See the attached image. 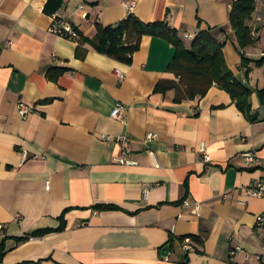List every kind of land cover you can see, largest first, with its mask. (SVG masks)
<instances>
[{
	"label": "crops",
	"instance_id": "1",
	"mask_svg": "<svg viewBox=\"0 0 264 264\" xmlns=\"http://www.w3.org/2000/svg\"><path fill=\"white\" fill-rule=\"evenodd\" d=\"M48 1L0 0V264H261L264 198L247 191L264 183V70L254 64L264 56V0H254L257 37L243 50L230 24L238 0H63L53 16ZM129 16L164 23L186 49L210 30L258 121L217 86L176 103L167 89L179 82L168 71L175 48L162 38L144 36L126 65L51 32L61 21L93 39L97 23ZM20 103L32 108L25 119ZM118 103L125 113L114 120ZM102 135L125 136L134 165L120 164L121 143ZM246 153L258 161L248 166ZM237 246L245 254L231 260Z\"/></svg>",
	"mask_w": 264,
	"mask_h": 264
},
{
	"label": "trees",
	"instance_id": "2",
	"mask_svg": "<svg viewBox=\"0 0 264 264\" xmlns=\"http://www.w3.org/2000/svg\"><path fill=\"white\" fill-rule=\"evenodd\" d=\"M63 5V0H49L44 8V13L53 16ZM255 12L254 0H238L233 3L230 13V24L235 32L238 46L243 50L252 46L256 40L251 36V28L248 23ZM144 36L158 37L170 42L175 48L172 62L168 71L174 74L179 82L170 83L167 89L176 92L175 102L194 100L204 97L208 91L217 86L228 93L245 118L255 123L257 115L252 114L250 98L252 92L239 82L226 65L223 48L211 34L210 30L200 32L193 40L191 47L186 49L178 39L177 34L170 30L164 23L144 24L134 16H129L113 27H103L96 24V34L93 39H87L78 34V47L91 45L99 54L126 65L131 64L132 55L140 48ZM248 60L243 59L242 65H249ZM258 68L264 70V56L255 61ZM62 74V71H58ZM161 90V85L156 89ZM166 90V89H164ZM260 104L264 106V87L257 93ZM98 209L114 210L113 206H97ZM64 225L57 232L63 231ZM3 250L0 249V261Z\"/></svg>",
	"mask_w": 264,
	"mask_h": 264
},
{
	"label": "built area",
	"instance_id": "3",
	"mask_svg": "<svg viewBox=\"0 0 264 264\" xmlns=\"http://www.w3.org/2000/svg\"><path fill=\"white\" fill-rule=\"evenodd\" d=\"M256 21L258 23H262L264 24V18L258 16L256 18ZM51 32L53 34H55L56 36L62 37V38H66L68 40H76L78 39V32L72 28L70 25L61 22V21H55L52 28H51ZM251 36L253 38L257 37V34L255 32L251 33ZM118 79L120 81H123L124 79V74H122L119 70L115 71ZM18 113L19 115L25 119L27 118V116H29L32 113V108H30L29 106L25 105L24 103H20L18 105ZM125 113V108L121 103H118L115 105L114 109L111 112V118L114 120H121L124 116ZM149 139L154 138L153 135H149L148 136ZM102 139L105 140L106 142H117V143H121L124 153H123V157L120 158L119 160H117L120 164H127V165H134L133 162L128 161V154L130 153V149H129V145H128V140L125 136H119L116 138H112L111 136H107V135H102ZM199 153L203 156V159L205 162H209L210 158L207 154L206 151V146L205 144H201L199 146ZM25 157V156H24ZM151 157L154 158L153 154L151 153ZM244 161L246 162V164L248 166H250L251 164H254L258 161V158L256 156V154L254 153H246L243 155ZM49 182L46 183V189L49 190ZM148 195V191H144V196ZM247 196L250 198H264V183H258L255 185L254 188H251L247 191ZM185 206L187 208H190V206L185 203ZM199 210V206L197 205L195 207V211ZM255 226L257 231H260L263 234V251L261 252V254L258 256V261L261 264H264V213H261L259 215L256 216L255 219ZM183 249L185 250V252L187 253H194L196 251L195 247L193 246V243L191 241L190 238H185L183 241ZM245 254V251L243 250V248L241 246H237L232 248L231 252H230V259L233 260L237 255H242Z\"/></svg>",
	"mask_w": 264,
	"mask_h": 264
},
{
	"label": "water",
	"instance_id": "4",
	"mask_svg": "<svg viewBox=\"0 0 264 264\" xmlns=\"http://www.w3.org/2000/svg\"><path fill=\"white\" fill-rule=\"evenodd\" d=\"M169 252H170V246L164 247V249L162 250V256L167 257Z\"/></svg>",
	"mask_w": 264,
	"mask_h": 264
}]
</instances>
